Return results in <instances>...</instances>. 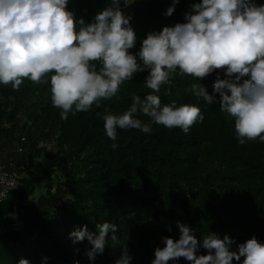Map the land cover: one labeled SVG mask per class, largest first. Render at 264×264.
Listing matches in <instances>:
<instances>
[{
  "label": "trees",
  "instance_id": "trees-1",
  "mask_svg": "<svg viewBox=\"0 0 264 264\" xmlns=\"http://www.w3.org/2000/svg\"><path fill=\"white\" fill-rule=\"evenodd\" d=\"M194 2L200 0H180L169 17L163 13L172 0H135L128 7L121 0L137 35L130 51L140 49L149 31L184 22ZM110 3L69 0L68 8L77 19L91 22ZM217 74L225 78L222 70L201 81L177 70L171 84L156 93L162 103L177 100L201 108L205 119L188 134L153 123L150 133L117 129L116 141L107 137L102 116L108 111L122 114L133 95L143 99L150 93L144 81L147 71L125 81L116 97L66 120L52 106L49 84L26 79L19 91L0 84V167L23 170L45 156L61 171L36 201L18 204L19 229L3 226L0 264H17L22 257L30 264H73L77 259L81 264H114L126 245L133 257L130 264H151L155 248L164 246L162 237L179 239L177 221L191 226L198 240L210 231L221 238L229 234L236 241L233 250L253 235L264 242V142L240 145L234 118L219 110V102L206 104L187 91L191 83H201L212 94ZM138 118L150 122L146 116ZM22 184L26 182L18 188ZM104 221L117 224L119 242L109 239L104 253L91 261L84 255L91 246L87 239L74 244L69 233L84 225L97 233L96 225ZM197 254L207 250L201 247ZM175 264L190 262L180 258Z\"/></svg>",
  "mask_w": 264,
  "mask_h": 264
},
{
  "label": "clouds",
  "instance_id": "clouds-1",
  "mask_svg": "<svg viewBox=\"0 0 264 264\" xmlns=\"http://www.w3.org/2000/svg\"><path fill=\"white\" fill-rule=\"evenodd\" d=\"M134 2L123 0L125 7ZM179 2L172 0L163 15L172 16ZM68 4L69 0H0V84L11 85L15 91L26 79L49 84L52 106L60 109V118L66 120L69 114L87 112L94 104L116 97L125 81L147 71L144 81L151 92L143 99L133 95L122 114L108 111L102 116L107 137L116 141L117 129L150 133L153 123L188 134L193 125L203 123L201 108L177 100L162 103L156 93L171 84L177 70L198 81L222 70L225 78L217 74L212 94L201 83H191L187 91L206 104L219 102V110L234 118L240 145L248 140L264 142V3L194 2L184 14V22L149 31L135 53L130 51L137 43L130 23L133 17L122 10L121 0H111L91 22L77 19ZM138 116H146L150 122ZM176 223L179 239L162 237L164 246L155 248L151 264H175L180 258L190 264H233L234 260L264 264V242L255 235L233 250L236 241L227 233L221 238L210 231L198 240L191 226ZM117 228V224L104 221L96 225L97 233L84 225L69 236L74 244L87 239L91 246L84 255L94 261L104 253L109 239L114 245L119 242ZM201 247L207 254H197ZM132 259L126 245L114 264H130ZM17 264L30 261L22 257ZM73 264L81 262L77 259Z\"/></svg>",
  "mask_w": 264,
  "mask_h": 264
},
{
  "label": "rangeland",
  "instance_id": "rangeland-1",
  "mask_svg": "<svg viewBox=\"0 0 264 264\" xmlns=\"http://www.w3.org/2000/svg\"><path fill=\"white\" fill-rule=\"evenodd\" d=\"M44 144L45 143H41L40 145L44 146ZM15 169L18 171L19 174V183L26 182L28 185H34V190L32 191L35 193L34 196H38L41 192L45 191L44 189L46 183L51 180L56 182L57 178L61 176V171H58L54 167H52V162L48 160L45 156L37 158L32 165L27 166L23 170H20L18 168ZM54 169L55 171L53 174ZM42 186L44 187L42 188ZM7 203L13 204H11V206L9 207L7 206L9 204L4 206V208L6 209H4L5 213L0 220V228L7 227L8 225H12L13 223L17 222L22 225V219L20 218L21 214H19V211H17V207H19L20 204H16V201H14L13 197H11L10 200L7 201Z\"/></svg>",
  "mask_w": 264,
  "mask_h": 264
},
{
  "label": "built area",
  "instance_id": "built-area-1",
  "mask_svg": "<svg viewBox=\"0 0 264 264\" xmlns=\"http://www.w3.org/2000/svg\"><path fill=\"white\" fill-rule=\"evenodd\" d=\"M19 185L18 171L12 168L0 167V203L6 202L17 190ZM19 222L8 225V229H19ZM3 229L0 228V231Z\"/></svg>",
  "mask_w": 264,
  "mask_h": 264
},
{
  "label": "crops",
  "instance_id": "crops-1",
  "mask_svg": "<svg viewBox=\"0 0 264 264\" xmlns=\"http://www.w3.org/2000/svg\"><path fill=\"white\" fill-rule=\"evenodd\" d=\"M34 185H28L27 183L26 184H22L19 188H17V190L12 194L11 197L14 198V201H16V204H30L34 201H36L39 196L43 195L46 193V186H47V183L45 184V191L41 192L38 196H34L35 193L32 192L34 190ZM40 187V186H38ZM44 186H42L43 188ZM10 197V198H11ZM10 198L8 200H10ZM7 200V201H8ZM4 202V203H0V219L3 217L4 213H5V210L6 208H4L5 205L9 204ZM13 204V203H11ZM11 204L7 205L8 207L11 206Z\"/></svg>",
  "mask_w": 264,
  "mask_h": 264
}]
</instances>
